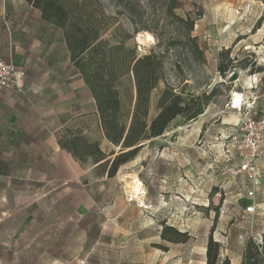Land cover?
I'll return each instance as SVG.
<instances>
[{
	"label": "rangeland",
	"instance_id": "374dc122",
	"mask_svg": "<svg viewBox=\"0 0 264 264\" xmlns=\"http://www.w3.org/2000/svg\"><path fill=\"white\" fill-rule=\"evenodd\" d=\"M103 1L115 14L116 5ZM141 1L140 18L156 35L147 31L153 41L144 36L139 41L136 35L131 43L138 54L165 52L172 85L184 86L185 94L217 88L215 99L202 118L177 122L148 142L115 177L89 162L81 166L79 182H63L55 192L47 184L37 192L12 193L6 214L0 206V241L8 242L0 244V264H207L211 232L221 245L217 264L226 257L233 264H245L249 241L264 252V141L257 209L246 215L238 200L240 183L229 173L240 137H227L242 124L229 109L235 90L245 91L255 116L264 117V20L257 26L264 17V0H179L177 13L196 20L193 35L204 62L195 60L185 45L166 50L167 41L183 36L184 30L165 18L164 0H153L152 7ZM118 18L134 31L126 15ZM220 64L229 66L226 75L218 71ZM163 86L161 82L154 91V102ZM109 142L117 152L121 149ZM90 172L95 179H89ZM135 177L143 183L139 195L133 192ZM22 221L29 222L24 229ZM163 224L188 232L190 239H163ZM59 251L62 261L50 259Z\"/></svg>",
	"mask_w": 264,
	"mask_h": 264
},
{
	"label": "trees",
	"instance_id": "16d2710c",
	"mask_svg": "<svg viewBox=\"0 0 264 264\" xmlns=\"http://www.w3.org/2000/svg\"><path fill=\"white\" fill-rule=\"evenodd\" d=\"M26 1L40 10L43 19L63 30L71 60L95 99L105 136L121 149L105 152L100 141L90 139L81 130L71 129L63 135L60 144L81 163L97 164L109 177H115L148 142L167 133L173 124L198 120L218 93L213 88L210 92L185 94L184 86L178 89L167 79L165 52L138 54L136 44L131 42L141 31L153 30L140 18L139 9L144 6L141 0H111L117 7L115 14L107 10L103 0ZM178 5L179 0H164L165 18L184 30L183 36L169 39L165 49L185 45L195 60L204 62L203 50L193 35L196 20L177 13ZM145 6L152 7L153 0H147ZM121 14L133 23V32L120 23ZM263 20L261 17L257 26ZM153 33L156 35L154 30ZM230 51V48L226 50L227 55ZM228 68L220 64L218 71L226 75ZM161 82L164 86L154 102V91ZM162 237L174 243L190 239L188 232L165 224ZM220 249L211 232L206 249L207 264L219 262ZM261 254L264 252L260 246L249 241L245 264H264L263 257L259 258ZM221 264L232 262L226 257Z\"/></svg>",
	"mask_w": 264,
	"mask_h": 264
},
{
	"label": "crops",
	"instance_id": "0c3cea01",
	"mask_svg": "<svg viewBox=\"0 0 264 264\" xmlns=\"http://www.w3.org/2000/svg\"><path fill=\"white\" fill-rule=\"evenodd\" d=\"M0 59L12 61L25 74L19 86L0 94V206L6 214L12 193L37 192L47 184L55 192L63 182H79L82 165L90 162L97 168L62 148L60 140L68 129L100 141L105 152L115 148L105 136L93 95L71 60L63 30L43 19L26 0H0ZM88 177L95 179V174ZM28 225L22 221L20 226ZM50 259L62 261V252Z\"/></svg>",
	"mask_w": 264,
	"mask_h": 264
},
{
	"label": "built area",
	"instance_id": "2783aa9c",
	"mask_svg": "<svg viewBox=\"0 0 264 264\" xmlns=\"http://www.w3.org/2000/svg\"><path fill=\"white\" fill-rule=\"evenodd\" d=\"M24 75L12 61L0 59V94L19 86ZM229 109L242 121L241 126L231 129L227 136L240 137L234 147L235 153L230 158L234 163L229 173L240 183L238 200L242 211L246 215H254L257 209L256 193L260 185L258 160L264 141V117L255 116L246 92L239 89L232 93Z\"/></svg>",
	"mask_w": 264,
	"mask_h": 264
},
{
	"label": "bare ground",
	"instance_id": "6f19581e",
	"mask_svg": "<svg viewBox=\"0 0 264 264\" xmlns=\"http://www.w3.org/2000/svg\"><path fill=\"white\" fill-rule=\"evenodd\" d=\"M143 36H144V39H146L147 41H153L154 40V36L151 33L146 32V31L142 32V33H138V36H137L138 40L143 41L144 40ZM132 185H133V192L135 194L139 195L142 191V186H143L142 181L139 178L135 177L132 181Z\"/></svg>",
	"mask_w": 264,
	"mask_h": 264
}]
</instances>
